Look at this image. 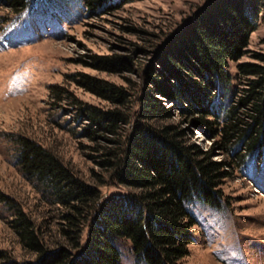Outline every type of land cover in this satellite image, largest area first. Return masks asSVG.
<instances>
[{
  "label": "rangeland",
  "instance_id": "1",
  "mask_svg": "<svg viewBox=\"0 0 264 264\" xmlns=\"http://www.w3.org/2000/svg\"><path fill=\"white\" fill-rule=\"evenodd\" d=\"M206 1L109 0L89 9L85 0H27L21 10L12 11L0 0V264L35 256L21 247L9 226L13 212L7 200L22 207L46 234L47 245L66 240L59 234L63 209L18 166L16 136L50 150L105 198L130 190L104 161H114L112 153L121 151L141 125H174L182 131L184 146L196 145L212 161L227 162L224 176L215 181L217 205L195 199L185 204L195 224L188 253L177 264H264V144L249 149L241 139L227 145L208 124L193 120L200 115L196 110L181 109L190 105L187 100L180 104L153 82H175L164 67L166 49L174 47ZM251 18L255 27L244 54L228 61V88L211 87L202 95L212 122L226 119V110L247 86L237 65L257 62L254 55L264 53L263 11ZM109 59L117 65L101 62ZM180 71L183 78L200 81L190 62ZM102 86L120 89L123 100H112ZM146 99L164 113L146 118ZM85 106L117 111L113 130L92 124L81 111ZM112 242L119 264H145L135 260L127 239L114 237Z\"/></svg>",
  "mask_w": 264,
  "mask_h": 264
},
{
  "label": "trees",
  "instance_id": "2",
  "mask_svg": "<svg viewBox=\"0 0 264 264\" xmlns=\"http://www.w3.org/2000/svg\"><path fill=\"white\" fill-rule=\"evenodd\" d=\"M2 1L12 11L21 10L27 3V0ZM108 1L85 0L89 9ZM128 1L134 0H122ZM258 10L263 11L264 17V0H207L192 15L174 47L166 49L164 67L175 75V82L164 78V86L153 78L156 90L180 104L181 100L188 101L190 105L181 109L198 112L199 117L193 120L208 124L227 145L242 139L249 149L264 144V53L254 55L257 62L237 65L238 74L247 78V86L236 104L226 110L222 123L209 120L208 102L202 95L211 87L228 88L231 80L228 61L244 54L248 36L255 27L251 14ZM101 62L115 66L118 61ZM189 62L200 81L190 75L187 80L180 73L181 67ZM100 89L110 91L112 100L124 98V92L118 88ZM143 106L146 118L164 113L163 107L159 108L151 99H146ZM81 111L92 124L109 131L120 117L115 110L90 106ZM181 133L174 125L138 126L124 148L112 153L115 160L104 161L115 168L116 179L130 190L105 198L97 187L78 177L50 150L16 136L18 166L27 179L37 181L46 198L63 209L59 234L66 240L53 247L47 245L46 234L21 206L7 200L13 212L9 226L21 247L35 255L33 260L9 264H119L120 253L112 242L114 237L130 242L137 262L177 264L188 253L195 224L185 204L195 199L217 205L215 181L224 176L227 166L225 161L209 159L207 152L196 145L184 146Z\"/></svg>",
  "mask_w": 264,
  "mask_h": 264
}]
</instances>
